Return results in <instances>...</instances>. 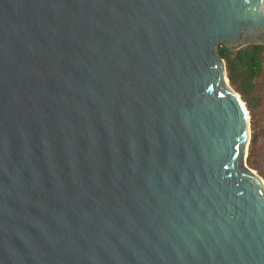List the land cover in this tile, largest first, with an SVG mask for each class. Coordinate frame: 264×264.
<instances>
[{
  "label": "water",
  "instance_id": "95a60500",
  "mask_svg": "<svg viewBox=\"0 0 264 264\" xmlns=\"http://www.w3.org/2000/svg\"><path fill=\"white\" fill-rule=\"evenodd\" d=\"M249 44L264 0H0V264H264Z\"/></svg>",
  "mask_w": 264,
  "mask_h": 264
},
{
  "label": "trees",
  "instance_id": "16d2710c",
  "mask_svg": "<svg viewBox=\"0 0 264 264\" xmlns=\"http://www.w3.org/2000/svg\"><path fill=\"white\" fill-rule=\"evenodd\" d=\"M217 54L225 61L231 87L240 94L251 114L252 129L256 127V108L264 98V44H249L238 50L225 45L217 47ZM257 141L255 130L250 146ZM250 147L247 163L252 164Z\"/></svg>",
  "mask_w": 264,
  "mask_h": 264
},
{
  "label": "rangeland",
  "instance_id": "374dc122",
  "mask_svg": "<svg viewBox=\"0 0 264 264\" xmlns=\"http://www.w3.org/2000/svg\"><path fill=\"white\" fill-rule=\"evenodd\" d=\"M246 104V103H245ZM249 112V110H248ZM250 116V129H251V138L253 132L255 130L257 141L255 143L254 149L252 146L248 147V155L250 147L252 149V164H248V166L260 177L264 180V98L260 105L256 108V127L252 129L251 125V114ZM248 157V156H247Z\"/></svg>",
  "mask_w": 264,
  "mask_h": 264
},
{
  "label": "bare ground",
  "instance_id": "6f19581e",
  "mask_svg": "<svg viewBox=\"0 0 264 264\" xmlns=\"http://www.w3.org/2000/svg\"><path fill=\"white\" fill-rule=\"evenodd\" d=\"M261 179V181H262V183H263V185H264V180L262 179V178H260Z\"/></svg>",
  "mask_w": 264,
  "mask_h": 264
}]
</instances>
